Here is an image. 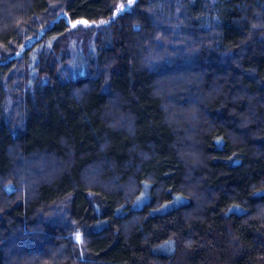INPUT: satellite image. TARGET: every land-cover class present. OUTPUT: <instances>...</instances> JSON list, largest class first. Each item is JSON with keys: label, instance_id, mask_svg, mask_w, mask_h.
Listing matches in <instances>:
<instances>
[{"label": "trees", "instance_id": "16d2710c", "mask_svg": "<svg viewBox=\"0 0 264 264\" xmlns=\"http://www.w3.org/2000/svg\"><path fill=\"white\" fill-rule=\"evenodd\" d=\"M126 1L0 0V264H264V0Z\"/></svg>", "mask_w": 264, "mask_h": 264}, {"label": "rangeland", "instance_id": "374dc122", "mask_svg": "<svg viewBox=\"0 0 264 264\" xmlns=\"http://www.w3.org/2000/svg\"><path fill=\"white\" fill-rule=\"evenodd\" d=\"M133 2L134 0H129L119 3L115 15L131 8ZM102 23L103 22L86 21L72 22L71 30L68 31L62 39L55 40L53 43H46V48L44 46L41 52L44 53V55L47 52L48 56L51 58L55 51L58 52L74 75L83 74L87 71L88 55L96 48L97 27ZM41 31L28 37L25 44L15 47L14 50L16 51V55L23 54L25 48L31 45L36 38L41 36ZM13 51L0 46V61L10 57ZM13 102L10 95L9 106L12 105ZM75 239L78 243H81L82 234L77 232L75 234Z\"/></svg>", "mask_w": 264, "mask_h": 264}]
</instances>
